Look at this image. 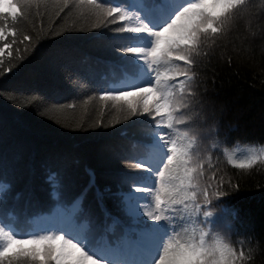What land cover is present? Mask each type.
Here are the masks:
<instances>
[{"label":"snow or ice","instance_id":"6c2138e0","mask_svg":"<svg viewBox=\"0 0 264 264\" xmlns=\"http://www.w3.org/2000/svg\"><path fill=\"white\" fill-rule=\"evenodd\" d=\"M76 10L87 18L86 27H77ZM20 22L31 23L37 35L25 34ZM241 23L264 46V6L257 8L255 0H0V80L19 77L33 50L44 47H36L41 39L63 40L71 31H91V43L105 50L113 69L94 95L76 103L51 104L35 89L25 95L26 86H0V98L49 119L53 110L75 111L78 105L87 113L98 101L94 119L55 122L78 133L124 121L141 129L105 142L96 165L53 153L48 180L63 196L23 220L0 212V264H247L253 249L244 242L238 249L216 232L224 210L212 211L229 187H239L225 179L222 164L243 170L264 163V149H251L244 160L220 152L236 129L228 124L223 130L227 104L213 97L232 87L222 74L232 63L225 39ZM50 55L67 59L69 50ZM109 105L118 114L110 120L104 111ZM7 131L0 119V142ZM14 132L44 134L20 122ZM0 175L16 176L7 152L0 153ZM28 203L39 204L31 192ZM7 206L0 195V208Z\"/></svg>","mask_w":264,"mask_h":264},{"label":"trees","instance_id":"16d2710c","mask_svg":"<svg viewBox=\"0 0 264 264\" xmlns=\"http://www.w3.org/2000/svg\"><path fill=\"white\" fill-rule=\"evenodd\" d=\"M255 4L257 8L262 7L264 0H255ZM61 15L63 16V13ZM73 18L80 21L77 27L87 26V18L81 17L79 10L74 11ZM254 23L258 25L259 21ZM20 26L25 34L33 37L37 35L31 23L20 22ZM40 26L37 18L35 27ZM63 36V40L60 37L41 39L36 47H44L39 53L33 50L20 76L0 80V86L9 89L26 86L28 91L25 95L31 94V90L35 89L36 94L43 95L51 104L76 103L94 95L98 79L104 76L106 71L113 70L110 58L103 48L93 46L91 31L65 32ZM225 45L228 54L232 56V63L222 74L231 78L232 87L220 90L213 98L217 104H227L223 130H227L228 124H232L236 130L228 133V140L221 146L220 152L223 153L227 149L239 160H244L251 149H264V46L259 36L251 37L246 23H241L233 35L226 37ZM20 47L23 49V45ZM56 49H68L67 59L52 60L50 54ZM8 58L5 54V59ZM98 103L90 102L87 113L83 105H78L75 111L53 110L49 114L52 119H49L41 117L30 107L18 109L0 98V119L6 121L8 128L6 140L0 142V153L7 152L16 165L14 180L11 176L0 175V195L8 199L6 209L10 216L18 210L31 217L40 213V208L44 210L63 196L48 180L51 169L47 163L53 153H69L85 164L96 165V153L105 142L120 141L139 134V126L127 121L103 130H89V133L96 135L74 132L71 128H62L55 122L60 120L61 123L74 124L82 116L94 119ZM104 111L108 120L118 115L116 109L110 105L105 107ZM237 115L239 119H233ZM17 122L44 134L24 136L15 133ZM101 132L103 134H100ZM223 159L226 160V157ZM213 163H216V157H213ZM221 167L224 169L226 180L231 179L232 185L239 184L234 190L229 187V194L221 198L222 204L229 209L223 224L235 247H241L240 242H244L253 249L252 259L247 264H264V163L257 162L252 168L243 170L231 165L222 164ZM208 175L211 173H206L205 178ZM99 179L103 184V172ZM30 192L39 201L37 206L29 205ZM108 205L112 207V202L108 201ZM2 209L0 208V212ZM236 220L239 230L243 233L241 237L234 230L236 224L233 223ZM215 231L218 232L217 228ZM219 234L224 236L222 232Z\"/></svg>","mask_w":264,"mask_h":264}]
</instances>
